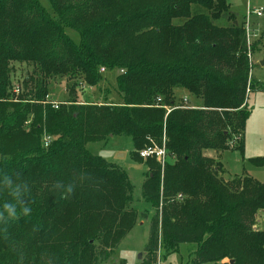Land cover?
Segmentation results:
<instances>
[{"label":"trees","instance_id":"1","mask_svg":"<svg viewBox=\"0 0 264 264\" xmlns=\"http://www.w3.org/2000/svg\"><path fill=\"white\" fill-rule=\"evenodd\" d=\"M48 2L52 14L38 0H0V177L26 187L20 200L30 209L20 214L17 204V216L0 215V264H100L139 217L148 218L130 206L126 171L87 148L118 135L129 136L135 160L164 140L162 171L154 156L144 161L141 196L153 213L143 264L181 243L195 244L187 264H264V230L253 229L264 183L244 169L224 180L221 162L203 154L229 143L243 154L245 93L264 90L248 56L258 40L247 45L229 1ZM192 3L207 14H191ZM14 62L31 66L16 90ZM100 67L118 70L121 103H77V79L97 85ZM59 76L70 81L68 96L54 106L48 80ZM176 89L189 96L187 106ZM248 162L264 167V157ZM178 193L192 199L175 208L168 200ZM4 202L14 198L0 186Z\"/></svg>","mask_w":264,"mask_h":264},{"label":"rangeland","instance_id":"2","mask_svg":"<svg viewBox=\"0 0 264 264\" xmlns=\"http://www.w3.org/2000/svg\"><path fill=\"white\" fill-rule=\"evenodd\" d=\"M228 1L230 3L231 10L237 15V20H242L241 16H244L246 0ZM38 2L49 14H52L48 0H38ZM249 4L254 7H258L260 5L264 7V0H249ZM190 13L207 14V9L200 4L192 3L190 5ZM252 20L257 22V24L254 25H260L259 27L264 31V13L263 16L253 17ZM183 21L184 19L181 17L175 18L173 19V24H181ZM224 23L225 21L223 19L215 20V24L223 25ZM64 31L74 42H78L79 35L75 30L71 28H64ZM259 37L258 33H256L254 39L258 40ZM255 49L257 50L258 46ZM254 52L250 54V60L252 63H255L256 59H259L260 61L264 60V37L259 51L256 54H254ZM254 67V74H257L259 79L264 80V63H260L257 60V64H255ZM100 68H103V71H100ZM100 68L99 73L101 75V79L95 86L86 85L80 78L77 79L78 84L74 90L77 103L101 105L121 103L122 100L117 91L115 79L118 74V70L116 68ZM30 70L31 66L26 63H12L11 79L15 90L17 85H20L22 78L29 73ZM48 81V99L52 102H61L65 100L68 96L66 84L70 83L67 77L59 76ZM175 94L177 103L187 106L186 103H182V101L183 97H188L189 99V96L181 89H176ZM245 94L247 97V107L249 108V113L243 131V154L241 155L237 150L233 149V143L227 144L229 149L222 151V153L221 151L207 149L203 152V154L205 158H212L213 161L218 160L221 162L223 167V173L221 176L224 180L241 175L242 169H244L245 173L264 183V169H258V167H254L248 162V158L264 157V90H246ZM196 100L200 102L198 98ZM190 107L195 106L192 105ZM153 146L156 145L153 144ZM87 148L91 153L105 158L107 161L118 165L126 171L132 184V202L130 206L136 209L137 214L145 212L148 216V218L145 219L138 216L139 218L130 231L119 242L110 256L101 261L100 264H143L141 257L148 237L150 226L149 217L153 213V208L148 202L144 201L141 196L142 183L148 174V169L144 165V161L147 160V157L143 158L139 155L140 149L137 152L140 159L136 158L135 160L132 158L130 154L131 141L129 136L126 135L112 136L99 142H89L87 144ZM208 166L210 168L213 167L210 164ZM162 168L163 167H161V171ZM191 199V196L178 193L174 197L170 198L168 203L172 204L175 208H180L183 204L191 201ZM160 206L161 203L159 207ZM263 210L264 208L255 213L253 223H255L256 215ZM7 216L9 215L7 214ZM258 218L264 225V211L259 214ZM194 249L195 244L193 243H181L175 250H172L169 253H164L163 250L159 249V264H187L192 257Z\"/></svg>","mask_w":264,"mask_h":264},{"label":"built area","instance_id":"3","mask_svg":"<svg viewBox=\"0 0 264 264\" xmlns=\"http://www.w3.org/2000/svg\"><path fill=\"white\" fill-rule=\"evenodd\" d=\"M263 11H264V8L262 6H258V7L251 6L249 4V0H246L245 14L242 20H243V27L245 31L246 43L248 46L255 37L253 28H252L251 18L253 16L260 17L263 14ZM248 56L250 59V54H248ZM100 71H103V68H100ZM263 87H264V82H263ZM183 102L186 103V97L183 98ZM52 103L54 106H56L57 104V102H52ZM48 139H49L48 137L44 139L45 145L48 143ZM163 143H164V140H163ZM163 143L161 146H149V147L143 148L139 151V155L143 158L148 157V156H154L156 160L160 163L161 167H163V164L165 162V157H166L165 156L166 151H165ZM150 264H159L158 256H157L156 261Z\"/></svg>","mask_w":264,"mask_h":264},{"label":"clouds","instance_id":"4","mask_svg":"<svg viewBox=\"0 0 264 264\" xmlns=\"http://www.w3.org/2000/svg\"><path fill=\"white\" fill-rule=\"evenodd\" d=\"M0 186H3L14 198L13 203L4 202L2 205H0V208H2V212H0V215L7 213L9 216H17L18 215V209L17 204H20L21 207L19 209V213L23 215H27L29 212V208L22 205V201L20 200V197L22 195V192H26V187L24 189L21 188L19 184H13L12 180L4 175L3 177H0ZM66 191L71 192L72 188L71 185H67L65 188Z\"/></svg>","mask_w":264,"mask_h":264},{"label":"crops","instance_id":"5","mask_svg":"<svg viewBox=\"0 0 264 264\" xmlns=\"http://www.w3.org/2000/svg\"><path fill=\"white\" fill-rule=\"evenodd\" d=\"M245 5H246V3H245ZM260 6H262V5H260ZM263 7V6H262ZM231 8V7H230ZM264 8V7H263ZM263 13H264V11H263ZM244 14H245V12H244ZM261 16H263V14L261 15ZM260 16V17H261ZM242 18H243V16H241ZM253 17H255V16H253ZM253 17L251 18V21H252V28H253V32H254V35L256 36V33H258V36H260L259 37V41H258V44H257V46H258V49L254 52V54H256L258 51H259V48H260V46H261V44H262V39H263V37H264V31L262 30V28H260L259 26L260 25H254V24H257V22H254L252 19H253ZM260 42V43H259ZM257 60H258V62H260V63H264V60H259V59H256V62L254 63V65L255 64H257ZM260 65V64H259ZM255 68V67H254ZM254 68L252 69V72H251V74H252V76L255 78V79H257V81H259V82H264V80H261V79H259V77H257V74L255 75L254 74ZM259 70V69H258ZM258 169H264V167H258ZM264 211V210H263ZM263 211H260L257 215H256V217H255V223H254V227L253 228H257V229H264V225L262 224V222L259 220V218H258V216H259V214L261 213V212H263Z\"/></svg>","mask_w":264,"mask_h":264}]
</instances>
